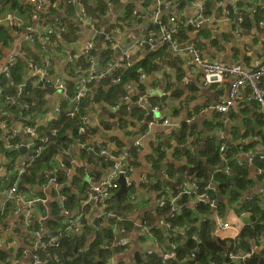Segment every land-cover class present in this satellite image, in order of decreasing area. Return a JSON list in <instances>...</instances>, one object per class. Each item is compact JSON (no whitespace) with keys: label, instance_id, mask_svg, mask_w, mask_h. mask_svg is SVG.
I'll list each match as a JSON object with an SVG mask.
<instances>
[{"label":"crops","instance_id":"0c3cea01","mask_svg":"<svg viewBox=\"0 0 264 264\" xmlns=\"http://www.w3.org/2000/svg\"><path fill=\"white\" fill-rule=\"evenodd\" d=\"M68 1L55 0L58 5L57 11L47 18L37 15L35 5L30 0L0 1V26L2 25L5 28L10 37V39L0 43V73L7 67L10 57L17 54L22 56L26 48L39 55L32 37L34 35L41 36L42 29L45 27L56 28L61 24L64 27V34L54 35L56 42H54L53 37L49 51L51 69L49 77L52 80L60 79L66 85V82H71V80H73V83L79 82L80 74H75V71L74 75L70 74L73 73L74 68L72 66L78 55H83V48L90 41L92 30L81 18L79 6L72 7L71 4H68ZM86 1L88 2L87 5L92 8L103 7L106 9L105 14L100 18L95 17L98 20L97 28L101 32L104 31L102 33L104 37L108 33L113 38L111 39L113 47L111 57L101 64L99 70L107 71L124 50L136 44L142 37L143 28L148 30L156 28L151 21L154 17L161 21V27L168 28L170 16L175 17L177 22L184 23L188 18H193L199 14L203 15L205 19H201L199 29L183 26L176 32L174 40L177 41L179 46L191 44L205 61L236 64L247 70H253L264 61V28L257 25L258 20L264 18V14L256 19V15L250 11L255 6L263 9V0H243L244 2L242 0H208L209 7L204 4V0ZM108 2H110L109 7L106 5ZM238 15H242V23L238 22ZM27 27H32V30H28ZM96 46L99 48L98 53L106 48L102 41H98ZM156 51H160V54L151 60L147 70L142 71L143 75H139L141 81L146 85L145 89L132 87L133 89H130L133 90V92H130L131 94L127 95L125 92L123 96L121 95L122 98L119 97L118 103H122V100H124L128 105L125 110L124 108L117 109L114 107L115 105H107L101 102L93 103L91 101L82 106L89 130V141L98 147L103 145L109 156H119L127 149L133 148L137 139L140 141V146L135 151L132 160L133 169L128 174V179L132 183L130 187H134L132 195L135 196V199L130 201L134 204L132 212H135V215H132V212L127 211V209L122 210V212L127 213L135 222L143 217L150 218L152 224H155L157 199L161 193L168 196L172 195L175 180L180 182L181 188L175 202L177 210L180 212L181 207L195 208L194 194L190 193L193 190L195 179L194 174L190 172L192 171L190 167H193L192 164H195V162H190L192 159L184 154L178 155V149H189L195 159L205 162L206 156L203 152L206 136L210 134L217 136L220 129L226 134V131H230L235 125L245 124L247 119H250L252 125L257 129L254 117L260 111L250 89L246 87L240 91L234 106L224 114L218 113L212 109V106L225 102L228 96L227 85L207 86L202 84L201 68L194 63H189L186 56L187 59L176 56L172 52L169 43L166 47ZM149 52L155 51H150L145 47H137L131 55L133 65ZM41 61L47 62L48 65L47 57ZM112 82L115 83V81ZM91 90L95 92V86H92ZM57 91L54 90L51 93L45 91L43 109L32 116L34 125L40 127L47 124V118L54 113L55 106L62 103L64 97L60 95V91ZM130 95H133V98ZM158 98L160 100L155 102ZM137 103H143L144 105L141 104L136 109L135 104L137 105ZM149 107L150 109L156 108L157 116L167 117L171 127L165 125L148 127L144 117L146 114L149 115L145 111ZM139 111H142L143 115H140ZM232 112L238 115V119L228 118V115ZM218 122L221 123L222 128L218 126L211 130L210 124L215 125ZM183 124L192 133L187 141L185 140L181 145L177 139H179ZM23 126L20 119L13 118L8 124L6 119L0 121L1 142L13 131L18 130L21 143L25 145L24 151H19L18 161H21L22 156L28 153L29 146L32 144V139L21 131ZM76 147L71 151L73 157H69V166L58 170L57 175L61 174V181L59 180L61 185L64 188L69 187L71 189L70 193L75 195L78 200L81 199L82 193L88 189L91 183L98 182L106 176L110 167L106 172L93 171V167L78 154L79 149H76ZM157 151L159 154L155 155ZM180 151L184 153V151ZM92 154L89 152V155ZM249 154L242 158L247 161ZM72 159L75 160V163H71ZM7 160L8 158H0V161ZM0 164L5 165L2 162ZM49 164L54 163L49 162ZM81 169L83 171L80 173ZM5 174H10V171L5 172ZM257 174L260 175L255 172L254 177H257ZM79 179L86 185L84 190L78 191ZM158 183L163 186V191L160 194L152 191V186ZM263 189L264 179L260 178L251 189V192L260 194ZM51 190L53 191L49 187L50 193H43L35 188L33 191L21 193L27 194L28 197L31 194L34 196H43L44 194L48 207L37 204L31 208L36 223H41L40 219L42 217L46 218L42 221L44 229L50 228L51 219H53V215H56V212L51 209V205L52 202H57V195L53 192L52 194ZM115 192L112 191L111 195L115 196ZM183 196L186 197V201L182 203ZM170 197L176 198L175 196ZM3 199V195H0V205L3 203ZM215 200L218 203V200ZM200 214L204 218L207 216L206 218L212 220V223L214 222V217L210 211ZM220 217L230 226L226 230L220 231L214 230L215 227L213 226L211 234L218 242L235 239L246 223L245 215H238L232 207L228 208ZM10 220L14 223L18 222V215L12 214ZM127 230L125 237H128L130 244L123 255L118 256V259L124 264H131L134 261L133 255L146 257L143 252L146 244L138 243L135 239V233H137L135 225L131 224ZM17 231L21 233L22 227H18ZM224 248L226 249V245ZM262 248H264V238L259 249ZM247 252L246 250L240 251L237 255Z\"/></svg>","mask_w":264,"mask_h":264},{"label":"trees","instance_id":"16d2710c","mask_svg":"<svg viewBox=\"0 0 264 264\" xmlns=\"http://www.w3.org/2000/svg\"><path fill=\"white\" fill-rule=\"evenodd\" d=\"M2 1V0H0ZM83 1V0H82ZM84 7L86 12L96 18H100L103 14H105L106 9L101 8H92L88 6V2L84 0ZM83 1V2H84ZM112 1V0H111ZM204 4L209 7L208 0H204ZM71 8V7H70ZM55 11L52 10V13ZM259 12V13H258ZM264 14V8L260 7L257 9L255 13L256 19H258L261 15ZM43 16L44 14H39ZM98 24V23H97ZM60 33L64 34V30ZM8 32L1 25L0 26V43L5 42L6 39H10ZM54 36H51V39ZM182 39V38H181ZM179 40V39H178ZM32 41L37 46L38 49L37 55L34 51H31L29 48L24 50V54L22 56H16L15 64L9 68L6 73L0 74V106H3L2 111L0 112V121L6 119L7 124L11 119H20L23 125H34V119L32 116L39 113L44 107V96L45 91L47 93H51L54 91V85L51 81H42L41 83L35 84V78L27 75L29 71V62H34L36 65L46 66L47 62H42L41 60L47 57L48 60V76L51 75L50 69V56H49V48L51 47L48 43L44 42L42 36L34 35L32 37ZM54 42H56V38L54 37ZM165 45L164 47H166ZM163 48V47H162ZM113 52V48L111 45L109 47L103 48L101 53L97 52L95 48L90 52V56L92 55L94 58L100 61V64L108 61L110 59L111 54ZM160 54V51L149 52L145 57L129 68H117L112 71L108 76L106 75L101 81H96L93 84L88 85L89 92L81 99L78 103V109L73 118L66 117L65 115H61L58 120L52 121L49 123V128L55 127L57 129V133L55 136H52L44 148L42 155L35 161L34 165L28 168L27 173L23 174L19 178L18 182V191L19 193L29 192L31 190V186L36 185L40 181H44L43 178L44 172L54 168L58 170H62L57 166L56 156L61 157L64 161V168L69 166V157H73L71 153V148L75 146L76 149H79L78 154L85 159L88 164L93 167V171L96 172H106L108 168L112 165V161L107 160L104 161V158L98 153V146L94 145L89 141V130L86 124V121L82 123L80 121V116H83L82 106L88 101L93 103H104L107 105H115L114 107L117 109L126 108V101L122 100V103L119 102V97L125 93L127 95L131 94L130 92L133 90L127 89L126 85L130 84L132 87H138L139 89H145L146 85L139 78V74L142 71H145L149 68L151 60ZM1 55V54H0ZM87 54L78 55L76 61H74V65L72 66L73 73L75 74H83L81 73L83 70H86L89 67ZM182 58H185V55H176ZM115 77H119V81L112 82ZM20 83H25L23 90L20 94L17 93V86ZM66 92L67 98L62 100L61 108H65L68 104L72 105L74 103V96L78 88L77 83L66 82ZM95 86V92H92L91 88ZM133 89V88H132ZM250 92V91H249ZM121 96V98H122ZM133 98V95H130ZM7 97L12 98V100L7 99ZM120 98V99H121ZM160 98L156 99L155 102L159 101ZM26 104L28 107L26 109L21 106ZM136 109L138 105H136ZM125 112V111H124ZM139 114L143 115L142 111H139ZM256 114V113H255ZM230 119H238V115L235 112H232L228 115ZM257 124V129L252 125V121L250 119L245 120V124L240 126L235 125L230 131H226V139L225 145L222 154L226 159V165L229 166L228 171H218L213 173V171L217 168H222L224 165L221 161V153H220V145L218 137L215 135H208L205 139V150L204 154L206 156V161L202 162L195 159L190 153L189 149L184 150V148L178 149V155H186L188 158H191L190 162H195L192 164L193 167H190V172H192L195 176L194 182L199 185V191H203L204 186L208 183L210 175H213V180L215 181V192H209V195L212 198L218 200L219 204V213L224 214L226 210L232 207L238 215H245V225L240 229L239 233L232 240H226L222 242H218L217 239L212 237V229L213 223L209 218H205L201 220L198 225H195L198 221V215L200 213H208V208L204 204L195 205L194 209H190L188 207H181L180 212L174 214L173 216H168L166 220L170 223V225L176 230L185 225V223H189L190 225L185 229L183 233L177 234L172 230H159L153 229L152 234L156 239V242L164 249L169 248L170 243L175 244L176 251V259L181 264H264V248L259 249L260 244L264 238V196L262 193L256 194L251 192V189L254 187L255 183L258 182L260 178L264 179V157H260L261 154L264 155V114L258 111L257 115L254 117ZM84 124L85 130L80 132L78 130L79 126ZM221 127L220 122L214 124H210V129L213 130L215 127ZM182 129L180 131L179 139H177L178 143L181 145L187 141L189 135H191L192 131H188L187 126L183 124ZM222 130V129H221ZM38 133L41 135L43 133H47V127L40 126L37 128ZM188 132V133H186ZM2 135V130L0 129V138ZM261 140V141H260ZM14 144H18L21 140L19 135H17L13 140ZM0 139V145H1ZM83 144L81 148L79 145ZM94 145V146H92ZM103 146V145H102ZM90 147L93 148V152L90 151ZM184 151V153L181 151ZM66 151V154H62ZM89 152L93 153L89 155ZM0 153L6 154L10 157L8 158V162L5 164L8 166L10 170H12L11 164L15 163L16 159L19 157V150L17 148H11L9 150L2 151L0 149ZM248 153H254L255 158L252 164H248L245 159L242 157ZM70 154V156H68ZM157 151L155 155H158ZM135 156V153H134ZM43 157L46 159L44 160ZM154 156L152 157L153 160ZM159 158V156H158ZM134 157L132 158V160ZM131 160V163H132ZM157 160V159H156ZM241 161V163H239ZM54 163V164H49ZM100 164V165H99ZM133 164V163H132ZM58 170H56L57 180L61 178V174L57 175ZM82 169L79 171L81 173ZM257 174V177H254V173ZM15 176V174H14ZM258 178V179H257ZM10 178L0 177V191L5 189L8 184ZM58 180V182H59ZM61 181V180H60ZM173 192L170 196H176L181 192L180 182L174 181ZM85 186L83 181L79 179V187L78 191L81 189L84 190ZM162 184L158 183L157 185L152 186V191L157 192V194L162 190ZM132 190L134 191V187H127L126 191L121 194L120 201L116 204L115 196L111 195L109 199L106 201L107 206L105 210H109L110 208L116 209L120 211L123 215L124 212L122 210H126L132 212L134 208L133 202L130 201L128 194H132ZM71 189L69 187L64 188L61 186V193L65 195L66 199L64 201V206L69 209V213L71 211H75L78 207V203L81 199L76 198L75 195L70 193ZM55 192V191H53ZM85 192V191H84ZM84 192L81 195H84ZM162 194V193H161ZM160 194V195H161ZM186 197H182V203L185 202ZM109 201H113L115 203L114 206H111ZM16 209V203L14 200H5L4 204L0 207V234L3 231L4 222L11 219V215ZM51 209L56 212L57 215V202H52ZM93 208L90 206L87 209V212H91ZM157 213H170V206L165 205L161 209L157 208ZM53 215V219H51L50 228H54L55 230L57 223H53L55 216ZM111 220L105 219L103 217L93 216L91 219L84 217L82 221L81 229L78 233H72L67 238H64V248L66 245L74 242L79 246L84 244V240L88 237V242L90 244L91 249L86 252L91 253V256L94 254L93 249L102 246L103 244L111 243L113 238L118 236L124 229L130 228L131 223L126 222H117L118 230L117 233L112 231ZM91 235H94L92 241H89ZM252 242V244H251ZM251 244V245H250ZM226 245V249L224 246ZM256 247L255 251L244 257L243 259L231 260L229 258V254H238L240 251L246 250V252L250 251L253 247ZM122 247L114 248V249H103L99 252L102 259L96 264H102L103 260L111 254L112 250L117 251ZM62 249V247H61ZM193 255V257H192ZM152 259L155 258L153 254L151 256ZM149 256L141 259L138 257V261H141L143 264H158V260L155 263ZM170 264H177L175 261H169Z\"/></svg>","mask_w":264,"mask_h":264},{"label":"built area","instance_id":"2783aa9c","mask_svg":"<svg viewBox=\"0 0 264 264\" xmlns=\"http://www.w3.org/2000/svg\"><path fill=\"white\" fill-rule=\"evenodd\" d=\"M35 5V12L37 14L45 13L48 8L54 7L55 0H30ZM243 1V0H242ZM250 1V0H245ZM244 2V1H243ZM75 3L76 6H79V14L81 18L85 20L87 26L92 30L91 39L83 48V54H87L89 67L86 70H83L80 74L78 88L75 93L74 103L73 105L68 104L67 107L61 108V103H58L54 108V113L51 114L47 118V124L43 125L47 127V133L39 134L37 131V125H24L21 131L28 135L32 139V144L29 146V151L25 155L22 156L21 161L16 159L15 163L11 164L12 170L8 168V166L4 164H0V177L10 178L8 184L5 189L0 191V195H3V203L5 200H14L16 203V209L13 214L18 215L19 221L14 223L11 220H7L4 222L3 231L0 234V237H4L5 243V252L3 257L0 258V264H45L49 262H58L60 260V251L61 247L64 243V238H67L72 233H78L82 226V221L84 217H89L91 219L93 216L103 217L105 219L111 220V229L115 234L117 233L118 226L117 222H126L131 223L133 226L135 225L137 228V233H135V239L138 243H145L143 252L146 256H151L154 254L155 258L152 259L155 263L158 260V264H170L169 261H175L177 264H181L176 259V251L175 244L170 243L168 249H164L156 242L155 237L152 234L153 229L172 230L176 232V228L172 227L170 223L166 220L168 216H173L174 214L179 213L177 210L175 202L177 198H172L165 193H162L157 199V208L161 209L166 204L170 206V213L156 214L155 216V224H152L151 221H148L146 217H143L138 222L135 220L132 221L130 216L127 213L120 214L114 209L105 210L107 206L106 201L112 194V191H116L119 188L118 176L122 175L125 178L126 186H130L131 182L128 179V174L133 169V164L131 163L132 158L134 157L135 151L140 146V141L137 139L134 142L133 148H129L119 156L110 155L106 151L105 147L100 145L98 148V153L104 158V161L110 160L112 161V165L110 166V170L106 174V176L98 182L91 183L87 190L84 192V197L81 199L77 209L75 211H71L69 213V209L64 206V201L66 199L65 195L61 193V183L58 182L56 176L57 168L47 170L44 172L43 178L44 181H40L36 185L31 186V190H35L38 188L43 193H50L49 187L53 189L55 195H57V217L55 216L54 224L56 225V230L53 228L44 229L42 225V221L45 220V217H42L41 223H36L34 221L33 215L31 213V208L36 206L37 204H42L44 207H48L47 199L42 195L33 196L31 194L28 197L27 194H21L18 191V182L19 178L27 173V169L34 165L35 161L42 155L44 148L47 146L50 138L55 136L57 133V129L55 127L49 128V123L52 121L58 120L61 115H65L66 117L73 118L78 109V103L83 97L89 92L88 85L93 84L96 81L102 80L106 75L112 73L114 69L117 68H129L133 65L131 55L137 49V47L148 46V49L151 51H155L160 49L166 44H170L172 52L174 54L187 53L191 56L190 62L197 64L202 70L201 81L204 85H227L228 87V96L224 103L216 104L212 106V109L217 111L218 113L224 114L226 113L232 106H234L236 98L238 97L240 91L243 88H249L254 100L258 104L259 110L262 114H264V88H263V79H264V61L261 62L256 68L253 70H247L236 64H224L219 62H209L201 59L198 51L193 48V46H184L180 47L177 44V41L174 40L176 32L183 26H187L190 28H199L201 19H204V16L199 14L193 18H188L184 23L177 22L175 17L170 16L169 21L170 25L168 28L161 27V21L154 17L151 21L156 28L148 30L146 28L142 29V37L136 42V44L129 46L121 55L118 57L116 62L111 64L110 68L107 71H98L95 67L98 64L99 60L94 58L92 55L90 56V52L95 48L97 52L99 48H97L96 44L99 41L102 33L97 28L98 20L95 17L90 16L84 7V2L82 0H69L68 4ZM109 7L110 2L106 3ZM256 5V3H255ZM262 6L264 7V0L262 1ZM259 6H255L250 9L252 14L257 12ZM156 16V13H155ZM237 20L239 23L243 22L242 15H238ZM257 25L261 28H264V18L258 20ZM28 30H32V27H27ZM64 30L63 25H58L56 28H48L45 27L42 29V37L44 42L49 45L52 44L51 34L60 33ZM108 35V36H107ZM107 35L102 40V44L106 47L111 45V37L110 34ZM112 47V45H111ZM113 48V47H112ZM101 50V49H100ZM102 50L100 51V53ZM71 58L70 55H68ZM16 62V57H10L7 63V67L1 73H6L10 67H12ZM0 73V74H1ZM28 76L35 78V84L41 83L42 81H51L54 85V90H58L57 92L61 93L60 95L64 97L67 96L66 92V84L60 80L55 79L52 80L48 76V65L39 66L33 62H29V71L27 73ZM112 81H119V77H115ZM25 83H20L17 86V93L20 94L23 90ZM127 88L130 89L129 84L126 85ZM7 99L12 100V98L7 97ZM26 109L28 106L26 104L21 106ZM3 106H0V112L2 111ZM156 108H152L149 113V117H145L146 125L148 127L154 125H165L171 127V123L164 116H157ZM86 120L85 116H80V121L84 123ZM80 132L85 130L84 124H81L78 128ZM19 134L18 130L13 131L12 134L5 137L3 142L0 145V149L2 151L9 150L11 148H17L18 150L21 147H25L21 141L18 144L13 143V139ZM220 145V153L221 159L223 161V167L217 168L213 171L216 173L218 171L224 170L225 172L229 170V166L226 165V159L222 154L226 134L223 130L218 131L217 135ZM83 144L80 145V148ZM27 147V146H26ZM90 151L93 152V148L90 147ZM64 151L62 154H66ZM22 155V154H21ZM70 156V154L68 155ZM260 157H264L263 154ZM255 158L254 153H250L247 158V163L252 164ZM57 166L60 169H64V161L61 157L56 156ZM2 163H7V161H0ZM71 163H75V160L72 159ZM241 163V161H239ZM3 166L4 168H2ZM10 171V174L4 175L5 172ZM15 174V176H14ZM199 185L194 182L193 190L190 193L194 194L195 205L204 204L207 206L208 211H210L211 215L214 217V230H226L230 225L223 221L219 214V204L217 201L209 195V192H215V181L213 180V175H210L208 183L203 188V191H199ZM52 193V194H53ZM264 196V189L261 191ZM129 199L134 201L135 196L130 194ZM96 210L95 213L90 214L91 212H87L88 207ZM54 217V216H53ZM134 222V223H133ZM52 223V222H51ZM52 224H50L51 226ZM18 227H22L21 233L17 231ZM121 233L113 238L111 243L103 244V249H114L118 247H122L117 251L112 250L111 254H109L104 264H124L118 256L123 255L126 248L129 246V239L125 237L127 231L121 229ZM182 233V232H180ZM94 235H91L89 241H92ZM88 241V237H87ZM256 247L253 246L249 252L244 254H229L231 260L243 259L247 255L252 254L255 251ZM10 252V253H9ZM8 254L12 256L11 259L8 257ZM134 261L131 264H143L141 261H138V257L134 256ZM193 257V255H192ZM140 259H144L146 257H139Z\"/></svg>","mask_w":264,"mask_h":264},{"label":"flooded vegetation","instance_id":"af4514ba","mask_svg":"<svg viewBox=\"0 0 264 264\" xmlns=\"http://www.w3.org/2000/svg\"><path fill=\"white\" fill-rule=\"evenodd\" d=\"M54 4H55V6L54 7H50V8H48L47 9V11L45 12V13H43L44 15H43V18H47V17H49L51 14H53L52 13V10H54L55 12L54 13H56V11H57V8H58V5L56 4V2L54 1ZM71 6L73 7V6H76L75 5V3H72L71 4ZM70 6V7H71ZM38 16H40L39 14H37ZM200 27V26H199ZM196 29H199V28H196ZM56 33H52L51 34V36H54ZM166 45H168V44H166ZM191 44H186V45H182V46H180V47H184V46H190ZM165 46V45H164ZM163 46V47H164ZM192 46V45H191ZM147 48H148V46H147ZM162 48V47H161ZM160 48V49H161ZM159 50V49H158ZM151 51V50H150ZM156 51V50H155ZM177 55H185L187 58V60H188V62L189 63H193V62H190V59H191V56L190 55H188L187 53H180V54H177ZM201 57V56H200ZM202 59V58H201ZM195 64V63H194ZM197 65V64H196ZM139 75H143V73L141 72ZM129 86H130V89H132V86L129 84ZM127 89H129V88H127ZM141 104H143V103H137V105L139 106V105H141ZM144 105V104H143ZM151 109H150V107L146 110L145 109V111L147 112V113H149V111H150ZM145 117H149V115L148 114H146V116ZM144 117V118H145ZM147 220L148 221H151L150 220V218H147ZM176 233L177 234H180V232H179V230H177L176 231ZM91 249V247H90V244H89V242L87 241V239H85L84 240V244L82 245V246H79L78 244H75L74 242H71V243H69V244H67L66 245V248H64V244L62 245V250L60 251V260L58 261V262H55L56 264H62L61 263V254H62V252L63 251H67V252H73L74 250H75V252H74V254H73V256H72V258H68V261H69V263L70 264H83V261H84V259L86 258V259H88L89 260V264H96V262H98V261H100L101 259H102V256H100V254H99V252L102 250L103 251V248H102V246H100V247H98V248H95V249H93V251H94V254L92 255V257H89V256H87L86 255V252L88 251V250H90ZM4 252H5V243H4V237L3 236H1L0 237V258H2L3 257V254H4ZM10 253V252H9ZM8 257H10L11 259L13 258L12 256H10L9 254H8ZM106 259V258H105ZM105 259L103 260V263L102 264H104L105 263ZM141 261H142V259H141ZM45 264H49V263H45Z\"/></svg>","mask_w":264,"mask_h":264},{"label":"water","instance_id":"95a60500","mask_svg":"<svg viewBox=\"0 0 264 264\" xmlns=\"http://www.w3.org/2000/svg\"><path fill=\"white\" fill-rule=\"evenodd\" d=\"M107 31V30H106ZM105 31V32H106ZM104 38V35H101V37L99 38V41H102ZM145 48H147V45L144 46ZM99 65H96V68H98ZM150 113V111H149ZM25 149V147H21L19 149L20 152H23ZM75 149V146L72 147V151ZM43 159L45 160V157H43ZM118 183H119V188L118 190L115 192V196L117 198V200L120 199V196L122 193H124L126 191V182H125V178L122 175L118 176ZM198 222L195 225H198L201 222V219L203 218L202 214L198 215ZM189 223H185L184 227L181 228V231H183L187 226H189ZM75 250L73 252H67V251H63L61 254V263L62 264H70L68 261V258H72L73 254H74ZM89 260L88 259H84L83 264H89ZM49 264H56L55 262H49Z\"/></svg>","mask_w":264,"mask_h":264},{"label":"clouds","instance_id":"9594fccd","mask_svg":"<svg viewBox=\"0 0 264 264\" xmlns=\"http://www.w3.org/2000/svg\"><path fill=\"white\" fill-rule=\"evenodd\" d=\"M41 36H42V34H41ZM42 38H43V37H42ZM50 46H51V45H50ZM50 48H51V47H50ZM50 48H49V51H50ZM16 56H20V54L15 55V57H16ZM95 68H96V67H95ZM100 68H101V64H100V62H99V67L96 68V69H97L98 71H102V70H99ZM107 76H108V75H107ZM100 81H101V80H100ZM72 105H73V104H72ZM75 147H76V145H75ZM71 151H72V148H71ZM131 185H132V183H131ZM127 187H130V186H126V188H127ZM117 190H118V189H117ZM117 190H116V191H117ZM83 197H84V196H82V198H83ZM115 197H116V196H115ZM82 198H81V199H82ZM116 199H117V198H116ZM80 201H81V200H80ZM80 201H79V203H80ZM119 201H120V200H117V201H116V204H118ZM79 203H78V205H79ZM76 209H77V208H76ZM110 209H113V208H110ZM114 210H116V209H114ZM116 211H117L118 213L122 214L120 211H118V210H116ZM95 212H96V210H93V211L91 212V214H92V213H95ZM56 217H57V215H56ZM88 218H89V217H88ZM203 218H204V217H203ZM201 220H203V219H201ZM197 222H198V221H197ZM213 225H214V223H213ZM183 227H184V226H183ZM187 227H188V226H187ZM187 227H186V228H187ZM181 228H182V227H181ZM181 228H180V232L183 233V232L185 231L186 228H185L183 231H181Z\"/></svg>","mask_w":264,"mask_h":264},{"label":"rangeland","instance_id":"374dc122","mask_svg":"<svg viewBox=\"0 0 264 264\" xmlns=\"http://www.w3.org/2000/svg\"><path fill=\"white\" fill-rule=\"evenodd\" d=\"M7 157H10V156H8V155H4L3 153L1 154L0 153V158H4V159H6ZM40 183H38V185H39ZM34 195H32L31 197H33ZM109 203H110V205L111 206H114L115 205V203L113 202V201H109ZM132 215H135V212H132ZM87 256H91V253H88L87 254Z\"/></svg>","mask_w":264,"mask_h":264}]
</instances>
